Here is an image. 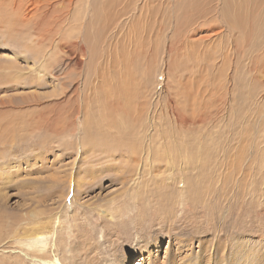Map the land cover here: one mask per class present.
<instances>
[{
  "label": "rangeland",
  "instance_id": "obj_1",
  "mask_svg": "<svg viewBox=\"0 0 264 264\" xmlns=\"http://www.w3.org/2000/svg\"><path fill=\"white\" fill-rule=\"evenodd\" d=\"M152 257L264 264V0H0V264Z\"/></svg>",
  "mask_w": 264,
  "mask_h": 264
},
{
  "label": "bare ground",
  "instance_id": "obj_2",
  "mask_svg": "<svg viewBox=\"0 0 264 264\" xmlns=\"http://www.w3.org/2000/svg\"><path fill=\"white\" fill-rule=\"evenodd\" d=\"M2 5V4H1ZM4 5V4H3ZM16 5V4H15ZM19 5V4H18ZM43 5V4H42ZM13 6V5H12ZM21 7H19V8H21V10H22V12H21V10H19V8H18V6H17V9L16 10H18V11H15V12H17L19 15H17V13L15 14V15H17V17L15 16V18L17 19V21L19 22V17H21L22 19H21V22L19 23V26L21 27L23 24L24 25H26V27H27V25L28 24H30L29 23V21H32L31 20V18H30V15H32L34 12H36L37 10H36V6L33 4V3H31V5H26V6H24V7H27V8H24L22 5H20ZM73 7V6H72ZM16 8V7H15ZM68 10H70V9H68ZM7 11V10H6ZM44 11V10H43ZM48 11V10H47ZM46 11V12H47ZM44 13V12H43ZM5 14H6V12H5ZM8 14H9V12H8ZM45 14H48V12L47 13H44V15ZM54 14V13H53ZM51 15V14H50ZM8 16V15H7ZM19 16V17H18ZM53 16V15H52ZM46 17V16H45ZM15 18H13L14 19V21H15ZM57 18V17H56ZM9 19V18H8ZM11 19V18H10ZM42 19V18H41ZM59 20H61V19H59ZM6 21V20H5ZM5 21H4V25L5 26H8L9 25V23H8V25H6L5 24ZM13 21V22H14ZM34 21V20H33ZM44 22V21H43ZM6 23H7V21H6ZM12 23V22H11ZM33 23V22H32ZM41 23V22H40ZM58 23H60V21L58 22ZM3 24V23H2ZM57 23H55V25H56ZM11 26V29H12V31H14V30H16L17 28H16V26H18V24L16 25V23H14L13 25L11 24L10 25ZM10 26H9V28H10ZM15 27V29H14V27ZM66 27V26H65ZM3 28V27H2ZM42 28V27H41ZM62 28V30H63V27H61ZM22 29H24V28H22ZM60 29V28H59ZM8 30V29H7ZM43 31V30H42ZM36 32V31H35ZM48 32V31H47ZM52 32V31H51ZM7 33V32H6ZM19 33V32H18ZM47 34V33H46ZM48 34H50V33H48ZM53 35V34H52ZM58 36V35H57ZM25 37V36H24ZM54 37V36H53ZM37 39L35 40L36 41V44L39 46L41 43L43 44V40H44V38L45 37H43V36H41V37H36ZM48 38H50V37H48ZM66 38V37H65ZM71 38V37H70ZM58 40V39H57ZM34 41V42H35ZM26 42V41H25ZM50 42V41H49ZM54 43V42H53ZM48 47V46H47ZM59 47V46H58ZM26 48H28V47H26ZM51 49V48H50ZM53 49V48H52ZM47 51H49V50H47ZM72 51V50H71ZM48 55V54H47ZM49 57V56H48ZM55 65V64H54ZM65 66V65H64ZM76 66V65H75ZM42 67V66H41ZM13 68V67H12ZM12 68H10V69H12ZM17 70V69H16ZM62 72V71H61ZM64 73V72H63ZM59 85H61V84H59ZM70 86V85H69ZM64 88H65V86H64ZM77 88V87H76ZM74 90H76V89H74ZM34 233V232H33ZM261 235V234H260ZM42 237V236H41ZM39 239V238H38ZM145 249H147V248H145ZM181 254V253H180ZM256 254V253H255ZM258 254V253H257ZM181 256V255H180ZM255 256V255H254ZM259 256H260V254H259ZM200 258V257H199ZM257 262L259 261V258H261V256L260 257H258L257 256ZM196 260V259H195ZM166 261V260H165ZM125 263H121V264H130V262H129V259L127 258L125 261H124ZM260 262V261H259ZM258 262V263H259ZM264 262V261H263ZM255 263H256V261H255ZM261 263V262H260ZM149 264H177V262L175 261V259H170L169 261H167L166 263L164 262V263H161L158 259H155V258H151V260L149 261ZM248 264V263H247Z\"/></svg>",
  "mask_w": 264,
  "mask_h": 264
}]
</instances>
